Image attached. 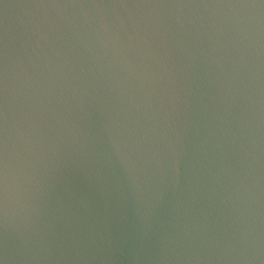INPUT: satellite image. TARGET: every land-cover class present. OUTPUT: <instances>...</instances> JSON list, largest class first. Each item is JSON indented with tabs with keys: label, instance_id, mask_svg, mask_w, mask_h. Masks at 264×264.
<instances>
[{
	"label": "water",
	"instance_id": "95a60500",
	"mask_svg": "<svg viewBox=\"0 0 264 264\" xmlns=\"http://www.w3.org/2000/svg\"><path fill=\"white\" fill-rule=\"evenodd\" d=\"M0 264H264V0H0Z\"/></svg>",
	"mask_w": 264,
	"mask_h": 264
}]
</instances>
